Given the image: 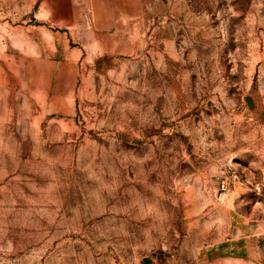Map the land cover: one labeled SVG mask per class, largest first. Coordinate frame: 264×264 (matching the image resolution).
I'll list each match as a JSON object with an SVG mask.
<instances>
[{"label": "rangeland", "instance_id": "obj_1", "mask_svg": "<svg viewBox=\"0 0 264 264\" xmlns=\"http://www.w3.org/2000/svg\"><path fill=\"white\" fill-rule=\"evenodd\" d=\"M78 1L0 0V264H264V0Z\"/></svg>", "mask_w": 264, "mask_h": 264}, {"label": "crops", "instance_id": "obj_2", "mask_svg": "<svg viewBox=\"0 0 264 264\" xmlns=\"http://www.w3.org/2000/svg\"><path fill=\"white\" fill-rule=\"evenodd\" d=\"M79 2L78 0H39V12L44 13H55L71 11L70 7H66L68 4H74Z\"/></svg>", "mask_w": 264, "mask_h": 264}, {"label": "built area", "instance_id": "obj_3", "mask_svg": "<svg viewBox=\"0 0 264 264\" xmlns=\"http://www.w3.org/2000/svg\"><path fill=\"white\" fill-rule=\"evenodd\" d=\"M220 184H221V189L222 190H224V191L228 190L229 183H227V180L223 179Z\"/></svg>", "mask_w": 264, "mask_h": 264}]
</instances>
